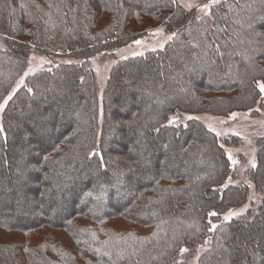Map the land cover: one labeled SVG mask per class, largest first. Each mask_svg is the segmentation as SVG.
Wrapping results in <instances>:
<instances>
[{
	"label": "trees",
	"instance_id": "obj_1",
	"mask_svg": "<svg viewBox=\"0 0 264 264\" xmlns=\"http://www.w3.org/2000/svg\"><path fill=\"white\" fill-rule=\"evenodd\" d=\"M160 23L171 38L117 59L99 101L87 57ZM0 36V102L32 45L77 59L28 74L0 115L1 232L48 226L68 240L0 238V264H176L182 246L186 264L207 238L196 264H264V135L246 170L258 211L224 220L208 212L247 188L220 187L231 168L218 136L195 118L165 123L177 110L226 115L258 102L264 0H219L201 14L176 0H0ZM116 218L149 230L105 224Z\"/></svg>",
	"mask_w": 264,
	"mask_h": 264
},
{
	"label": "rangeland",
	"instance_id": "obj_2",
	"mask_svg": "<svg viewBox=\"0 0 264 264\" xmlns=\"http://www.w3.org/2000/svg\"><path fill=\"white\" fill-rule=\"evenodd\" d=\"M186 8H195L198 13H208L211 5L210 0H176ZM219 0H217L218 2ZM209 5L207 9L203 11L202 6ZM173 31H167L163 27V24H156L153 27L147 29L143 34L135 36L128 42L119 45L117 47L107 49V53L111 52L112 55L102 56L103 51L96 52L88 56V64L92 68L95 74V82L99 101L101 100L102 91L105 86L109 69L112 64L119 58L140 54L147 50L162 48L166 41L171 38ZM136 41H140L139 44ZM2 37L0 36V46H3ZM77 60L72 55L66 54L59 50L52 51L48 54L36 51L34 46L30 47L28 53L27 63L21 73L15 78L10 91L3 97L0 104L5 106V101L8 100L9 96L23 84L25 77L40 69L49 68L56 64L63 62H72ZM264 84L260 79L257 80V85ZM260 90V88H259ZM260 101H264V93L260 91V99L258 102L246 109L233 110L229 114L221 115L214 114L207 111H184L177 110L169 115L166 124L182 122L185 123L191 118L199 119L208 129L212 130L219 138L221 145L225 149L226 156L229 159L231 172L225 178V180L220 184V187L230 184L241 182L246 185L247 191L245 199L237 205L227 207L221 212H216L210 210L209 213H216L221 219H225V216L238 217V216H251V212H257L258 206L263 198L262 192L254 187L252 180L248 177L246 170L253 166L256 161V150H257V140L258 137L264 135V107L261 106ZM3 108H0V115ZM235 114V115H233ZM171 121V122H170ZM235 161V163H234ZM55 205L58 202L55 200ZM235 213V214H232ZM209 219V227L213 229L216 221ZM110 227L117 230H128L135 229L131 227L129 221L123 220L121 218L109 219L106 223ZM138 232L145 233L149 229H135ZM0 238L9 243H17L22 245H30L36 242H40L43 239H53L52 241L66 240L68 238L64 230L61 229H48V226H43L35 230L28 231H16L7 230L1 232ZM51 233V234H50ZM68 240V239H67ZM209 238H207L203 243L195 246L194 250L190 252L187 257L186 264H196L197 256L199 253L208 245ZM181 249H186L182 246L179 249V255L176 257V264L183 261L181 258L183 255ZM257 252V251H256ZM248 261V260H247Z\"/></svg>",
	"mask_w": 264,
	"mask_h": 264
},
{
	"label": "snow or ice",
	"instance_id": "obj_3",
	"mask_svg": "<svg viewBox=\"0 0 264 264\" xmlns=\"http://www.w3.org/2000/svg\"><path fill=\"white\" fill-rule=\"evenodd\" d=\"M216 2H217V0H210V3H216ZM208 7H209V5H203L201 10L203 11L204 9H207ZM136 43L139 44L140 41H136ZM259 88H260V91L262 93H264V84H259ZM5 103H6V101H5ZM0 108H3V104H0ZM233 115H235V114H233ZM0 131H2V129H0ZM234 163H235V161H234ZM232 214H235V213H232ZM209 215H216V213H209ZM228 218H229L228 216H225V219H228ZM213 227H215V225H213ZM181 251L182 252L186 251V249H181Z\"/></svg>",
	"mask_w": 264,
	"mask_h": 264
}]
</instances>
